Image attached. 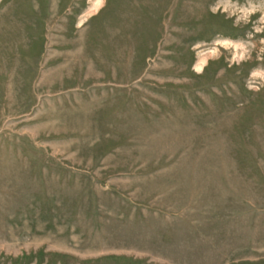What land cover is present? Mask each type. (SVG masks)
<instances>
[{
    "label": "rangeland",
    "instance_id": "374dc122",
    "mask_svg": "<svg viewBox=\"0 0 264 264\" xmlns=\"http://www.w3.org/2000/svg\"><path fill=\"white\" fill-rule=\"evenodd\" d=\"M0 264H264V0H0Z\"/></svg>",
    "mask_w": 264,
    "mask_h": 264
}]
</instances>
